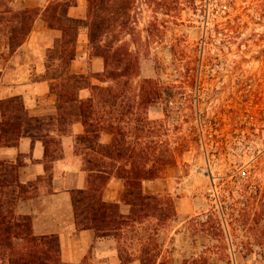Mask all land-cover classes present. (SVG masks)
Here are the masks:
<instances>
[{
  "label": "rangeland",
  "instance_id": "rangeland-1",
  "mask_svg": "<svg viewBox=\"0 0 264 264\" xmlns=\"http://www.w3.org/2000/svg\"><path fill=\"white\" fill-rule=\"evenodd\" d=\"M181 1L175 11L166 8L173 0H136L134 30L121 37L140 59L132 94L147 79L154 81L147 89L160 94L154 106L140 108L145 119L151 108L159 115L150 120L148 140L157 154L176 157L159 179L167 188L156 194L172 201L175 215L165 225L152 221L158 233L151 242L147 223L141 225L139 250L160 252L157 264H264V155L253 161L247 180L239 178L232 156L240 138L248 147L264 145V133L254 137L241 125L246 115L259 117V124L264 119V0ZM3 54L11 57L8 46ZM57 68L58 62L43 77ZM78 152L85 163L95 156ZM84 264L105 261L91 255Z\"/></svg>",
  "mask_w": 264,
  "mask_h": 264
},
{
  "label": "trees",
  "instance_id": "trees-1",
  "mask_svg": "<svg viewBox=\"0 0 264 264\" xmlns=\"http://www.w3.org/2000/svg\"><path fill=\"white\" fill-rule=\"evenodd\" d=\"M15 1L0 0V39L11 56L27 41L40 15L49 28L62 33L46 56L47 71L58 62V68L46 78L58 82L51 86L58 112L47 118L32 117L21 97L0 100V149L17 147L23 137H31L43 140L46 156L53 158L52 154H62L61 138L53 134H68L74 120H80L86 132L78 138V146L95 156L86 160L88 188L72 192L78 229L114 239L124 263L139 259L142 264H157L160 252L152 254L149 247L139 250L141 225L147 223L146 238L151 242L158 233V224L152 221L165 225L175 209L169 198L144 193L143 183L161 179L166 168L176 165V157L173 152L156 153L153 140H148L153 137L155 122L140 114V108L148 110L160 95L154 87L147 89L154 81L144 80L139 95L131 92L130 79L139 76L140 59L127 44L120 43L125 32L134 30L136 0H87L84 18L69 15L77 0H51L42 13L35 8L17 11ZM182 4L173 0L166 8L181 10ZM82 30L87 31L89 48L104 61L103 73L77 75L70 71ZM83 89H90L88 99L80 98ZM129 93L132 96L128 97ZM103 133L112 135L111 144L100 143ZM17 168L0 159V264H68L62 259L57 236L35 235L31 217L16 214L18 199L26 196ZM113 174L124 183L122 201L130 206L128 216L120 212L117 203L103 199ZM16 185L19 194L12 188Z\"/></svg>",
  "mask_w": 264,
  "mask_h": 264
},
{
  "label": "crops",
  "instance_id": "crops-1",
  "mask_svg": "<svg viewBox=\"0 0 264 264\" xmlns=\"http://www.w3.org/2000/svg\"><path fill=\"white\" fill-rule=\"evenodd\" d=\"M51 0H16L17 11L28 8L39 9L42 13ZM77 6L69 9L73 18H84L87 13V0H77ZM59 33L49 28L40 15L32 33L24 45L8 60L3 59V42L0 39V100L21 97L32 117L47 118L57 115L56 96L52 83L43 76L46 72V56L55 47ZM105 70L101 57L92 55L86 30H82L76 45V58L70 71L73 74H100ZM91 96L90 89L80 92L81 99ZM149 119L159 115L155 108L149 111ZM80 120H74L69 133L53 137L61 138L62 157L50 159L46 156L43 140L23 137L17 147L5 146L0 149V159L6 164L17 166L18 182L25 187L26 196L19 198L15 212L21 217H31L35 235H55L61 245V256L68 264H84L92 255L95 262L105 264H142L139 259L124 263L118 252L117 242L112 238H99L94 230H79L74 217L72 192L88 188L89 172L81 152H78V138L85 134ZM112 135L103 133L100 143L109 145ZM83 151V150H82ZM167 185H166V184ZM168 186L161 180L145 181L143 191L156 195ZM17 194L19 186L12 187ZM124 183L113 174L103 191V199L117 203L120 212L128 216L130 206L122 201Z\"/></svg>",
  "mask_w": 264,
  "mask_h": 264
},
{
  "label": "built area",
  "instance_id": "built-area-1",
  "mask_svg": "<svg viewBox=\"0 0 264 264\" xmlns=\"http://www.w3.org/2000/svg\"><path fill=\"white\" fill-rule=\"evenodd\" d=\"M259 117L255 115H246L241 121V125H246L249 130L252 131L254 137L260 138V134L264 133V119L262 124H259ZM243 138H246L245 130H242ZM245 139L240 138L237 140L236 146L232 148V156L236 161V170L240 179L247 180L251 175V168L253 167V161H256L258 157L264 155V145L261 149L255 148L245 144ZM210 196L217 200V189L211 186Z\"/></svg>",
  "mask_w": 264,
  "mask_h": 264
}]
</instances>
